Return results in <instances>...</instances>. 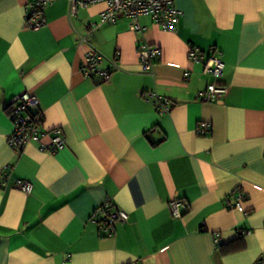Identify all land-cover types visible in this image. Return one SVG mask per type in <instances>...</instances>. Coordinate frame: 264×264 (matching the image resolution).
<instances>
[{
    "label": "crops",
    "instance_id": "crops-1",
    "mask_svg": "<svg viewBox=\"0 0 264 264\" xmlns=\"http://www.w3.org/2000/svg\"><path fill=\"white\" fill-rule=\"evenodd\" d=\"M34 1L0 0V264H264V0H173L172 29L143 15L140 32L124 15L98 26L104 2L71 14L69 0H50L31 29ZM89 24L102 66L119 65L106 82L81 70ZM142 42L161 50L152 74L140 68ZM190 46L219 55L221 76L191 62ZM212 81L227 92L207 100ZM24 91L38 98L43 142L61 128L63 148L8 145L9 104ZM148 91L172 110L160 114ZM203 122L211 129L199 134ZM105 202L129 215L112 235L91 218Z\"/></svg>",
    "mask_w": 264,
    "mask_h": 264
},
{
    "label": "built area",
    "instance_id": "built-area-1",
    "mask_svg": "<svg viewBox=\"0 0 264 264\" xmlns=\"http://www.w3.org/2000/svg\"><path fill=\"white\" fill-rule=\"evenodd\" d=\"M50 0H36L27 4L26 7V26L31 29H37L44 24L43 10ZM95 2H104L107 8L100 13L98 26L105 23H114L119 15L129 18L130 29L135 32L142 31L140 17L148 15L163 29H172L181 14V11L173 4V0H69L70 13L76 12V6H84ZM95 24H89L86 33L78 35V42L88 45V49L84 53V63L81 70L86 77L97 76L101 82L109 80L114 70L119 69V65L114 61H109V67H103L102 62L105 56L90 43V35L96 28ZM137 54L142 72L152 74L154 59L158 58L161 50L158 46L139 43L137 46ZM191 62H202L203 72L219 77L224 68V62L217 54L204 56L202 51L196 46H190L188 53ZM227 92V87L214 81L207 84L201 95L211 100L223 96ZM142 97L150 102L160 114L169 113L173 108V102L155 92L148 91L142 94ZM9 117L12 123V129L7 134L8 145L20 151L28 142H38L40 148L44 151L54 153L65 145V139L61 128L52 130L47 143L43 142V138L47 135L42 130V115L38 107V98L35 93L24 91L20 93L9 104ZM210 124L203 122L197 126V132L208 133ZM11 168L7 167L4 176L9 175ZM1 179V185H4V178ZM16 186L25 194H29L32 190V183L27 180H17ZM171 214L174 217H180L183 213L182 208L185 204L182 199L174 198L168 203ZM232 208L243 211L239 201H236ZM128 213L123 209H113L109 202H105L95 208L91 214V218L107 235H112L115 226L119 223H125L128 220ZM247 233L249 230H239V233ZM217 244L218 240H215Z\"/></svg>",
    "mask_w": 264,
    "mask_h": 264
},
{
    "label": "trees",
    "instance_id": "trees-1",
    "mask_svg": "<svg viewBox=\"0 0 264 264\" xmlns=\"http://www.w3.org/2000/svg\"><path fill=\"white\" fill-rule=\"evenodd\" d=\"M218 246L220 247V250L222 253H228V252L241 249L243 247V244L241 242H238V243H235V245L229 246V247L222 246V244H219Z\"/></svg>",
    "mask_w": 264,
    "mask_h": 264
}]
</instances>
